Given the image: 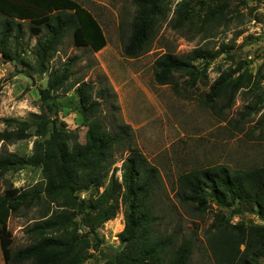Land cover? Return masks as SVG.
<instances>
[{"label":"rangeland","instance_id":"rangeland-1","mask_svg":"<svg viewBox=\"0 0 264 264\" xmlns=\"http://www.w3.org/2000/svg\"><path fill=\"white\" fill-rule=\"evenodd\" d=\"M73 1L96 19L106 45L93 53L75 33H69L47 62L46 73L39 76L32 49L37 40H41V35L30 36L28 24L24 23L23 37L10 42L18 59L7 63L9 74L0 79V133L6 129L3 123L6 118L39 121L35 117L39 114L38 90L46 87L51 70L68 68L70 73L66 87L56 94L58 117L68 130L76 129L81 121L75 112L76 99L71 87L80 81L105 79L114 94L117 109L111 103L104 105L100 119L107 126L113 119L129 125L136 147L160 174L161 182L154 193V214L158 219L153 234L159 237L172 234L176 244L190 238L193 244L190 264H216L209 240L223 224V220L216 218L218 214L229 217L232 224L244 226L264 224V217L259 219L257 207L242 200L224 208L210 202L205 212L198 214L188 204L178 202L176 179L183 173L215 165H224L231 170L264 166V0H218L214 9L207 13L205 23V10H201L202 17L193 15L194 24L181 28H174L176 9L183 2L198 6L202 0H160L154 34L142 55L133 58L122 55L123 39L129 35L136 14L133 0ZM197 48L205 49L210 55L207 60L194 62L200 70V79L193 86L182 73H173L170 78L173 82L165 85L155 81L154 62L160 56L166 53L181 56ZM240 67L249 74V92L236 94L231 104L221 96L214 101L208 99L212 82L222 72ZM77 130L78 142L83 144L85 129ZM33 131L31 128L28 132ZM34 139L18 141L4 149L28 157ZM1 146L0 143V150ZM124 156L116 154L115 163L99 193L112 173L121 183ZM42 183L39 169L27 167L15 173L8 172L0 177V196L10 185L28 191ZM92 195H96L94 189L76 193L81 202H87ZM112 202L117 206L114 218L96 229L101 240L99 251H82L75 259L76 264H104V256L123 249L119 237L124 227L120 196H114ZM58 205L49 202L31 207L23 205L12 213L7 221L10 250L29 244L32 238L29 229L33 223L46 212L49 216L51 212H57ZM234 211L237 213L233 214ZM67 214L70 216L71 213ZM72 222L78 227V234L87 232L80 216ZM66 229L72 231V223ZM0 264H4L1 250ZM255 264H264L263 257Z\"/></svg>","mask_w":264,"mask_h":264},{"label":"trees","instance_id":"trees-1","mask_svg":"<svg viewBox=\"0 0 264 264\" xmlns=\"http://www.w3.org/2000/svg\"><path fill=\"white\" fill-rule=\"evenodd\" d=\"M217 2L202 0L198 6L183 2L175 11L174 28L193 25V15L202 17L201 10H205V23L207 13L214 9ZM159 3L160 0H133L136 9L134 22L122 42L125 58L142 55L146 49L147 41L154 34ZM24 23L28 24L30 36L41 35V40H37L32 49L39 76L46 73L47 62L69 33H75L93 53L106 45L96 19L73 0H0V60L3 63L17 61L18 54L10 42L23 37ZM209 55L210 52L202 48L181 56L163 54L154 62V79L159 85H165L173 82L170 79L173 73H182L188 76L193 86L200 79V70L194 62L207 60ZM247 77L248 72L242 71L241 67L222 72L210 85L208 99L214 101L221 96L227 104H231L236 94L249 92ZM69 79L68 68L51 70L48 74L46 87L38 90L39 114L35 117L39 121L3 120L6 129L0 133V177L29 167L39 169L43 178V183L31 190H19L10 185L0 196L3 263L76 264L75 259L82 255V251H99L101 240L96 229L114 218L117 206L112 200L118 195L124 218L119 237L124 247L120 252L104 256V264H190L193 251L190 238L176 244L172 234L163 237L153 234V226L158 219L154 214V193L161 182L157 168L136 147L129 125L113 119L107 126L100 119L104 105L111 103L117 109L107 81H80L71 87L76 99L75 112L81 121L76 129L68 130L58 117L60 110L56 94L66 87ZM246 109L249 110L248 107ZM31 128H34L33 133L28 132ZM79 128L85 129L83 144L77 139ZM31 137L35 139L28 157L4 149ZM117 153L125 154L121 160V183L112 173L99 193ZM91 189L96 195H92L87 202H81L76 196L78 191ZM175 197L180 204H188L201 215L210 202L224 208L229 203L242 200L257 207L256 213L263 220L264 166L231 170L224 165H215L183 173L176 179ZM43 202L59 204L55 209L57 212H51L50 216L49 212L40 215L29 229L31 242L11 251L8 218L23 205L31 207ZM78 216L87 228L83 235L78 234V227L72 222ZM216 218L223 220L221 229H217L209 240L216 264H255L260 257L264 259V224L244 226L232 224L229 217L227 219L219 214ZM71 223L73 229L68 232L66 227Z\"/></svg>","mask_w":264,"mask_h":264},{"label":"crops","instance_id":"crops-1","mask_svg":"<svg viewBox=\"0 0 264 264\" xmlns=\"http://www.w3.org/2000/svg\"><path fill=\"white\" fill-rule=\"evenodd\" d=\"M8 65H7V63H1L0 64V79H4L5 78V75H8L9 74V70H8ZM18 75L19 74H17V75H14V77L16 78V77H18ZM13 77V78H14ZM0 85H2V83H0Z\"/></svg>","mask_w":264,"mask_h":264}]
</instances>
